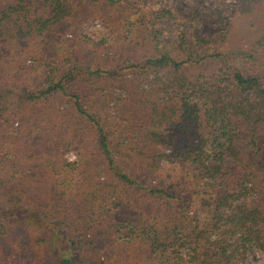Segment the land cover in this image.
Wrapping results in <instances>:
<instances>
[{
  "label": "trees",
  "instance_id": "16d2710c",
  "mask_svg": "<svg viewBox=\"0 0 264 264\" xmlns=\"http://www.w3.org/2000/svg\"><path fill=\"white\" fill-rule=\"evenodd\" d=\"M205 1L0 0V264L264 256V0Z\"/></svg>",
  "mask_w": 264,
  "mask_h": 264
},
{
  "label": "rangeland",
  "instance_id": "374dc122",
  "mask_svg": "<svg viewBox=\"0 0 264 264\" xmlns=\"http://www.w3.org/2000/svg\"><path fill=\"white\" fill-rule=\"evenodd\" d=\"M163 2L166 6L172 5L178 9L188 7L191 3L190 0H163ZM205 4L212 9L216 8L218 12L223 15L227 14L228 11L229 14L232 15V12L236 13L237 9H239L238 0H206ZM230 10L232 12H230ZM107 25H109L107 21L96 18L87 27V36L91 39V41H94V45L92 47L94 49L97 48L102 58L106 57L107 54H111V51L108 50V46L114 45L115 43L109 33V26L112 25ZM112 27L115 28L118 26ZM203 30L207 34L218 35L222 34L225 31L224 27L221 24L215 22L206 23L203 27ZM231 30L233 33V37L235 33H239V20H236L234 22V26ZM66 157L69 160L74 161L77 159V154L74 150H70L69 152H67ZM24 215L28 214L25 213ZM67 224L68 227L71 228L70 230L75 229L69 221H67ZM83 244L84 243L81 244L80 248L83 250H87ZM137 247V244L130 243L127 240H125V242L120 241L116 244H110L109 249L104 251V253L101 255V259L98 257L96 259H93L91 257L87 261H93V264H148V261L141 254L142 248L140 247V249H138ZM79 254L81 256L86 255V253H83L81 250H79ZM247 264H264L263 254L257 250L252 251L247 258Z\"/></svg>",
  "mask_w": 264,
  "mask_h": 264
}]
</instances>
